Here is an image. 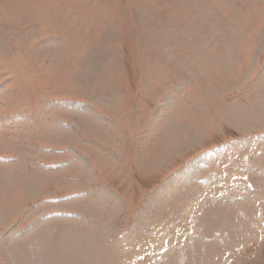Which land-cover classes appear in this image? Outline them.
<instances>
[{
	"label": "rangeland",
	"instance_id": "rangeland-1",
	"mask_svg": "<svg viewBox=\"0 0 264 264\" xmlns=\"http://www.w3.org/2000/svg\"><path fill=\"white\" fill-rule=\"evenodd\" d=\"M248 136L264 0H0V264H264L191 196Z\"/></svg>",
	"mask_w": 264,
	"mask_h": 264
},
{
	"label": "crops",
	"instance_id": "crops-1",
	"mask_svg": "<svg viewBox=\"0 0 264 264\" xmlns=\"http://www.w3.org/2000/svg\"><path fill=\"white\" fill-rule=\"evenodd\" d=\"M236 142L238 139L222 145L216 151L213 157L214 160L220 159L218 164L208 176L203 175L198 188L191 192V196L193 193L197 198L199 193L195 191L199 189L200 196H203L196 202L202 208L205 207L207 212H210L207 208L213 205L218 221L222 217L229 218L224 211L227 209L229 213L237 214V222L252 223L249 226V241L242 242L237 254L243 253L246 246H250L253 254L258 256L264 249V141L257 142L255 136L243 138L241 146L243 148L247 145L246 151L236 150ZM221 210L225 215H218V212L222 213ZM200 215H203V211ZM206 239L211 240L213 237Z\"/></svg>",
	"mask_w": 264,
	"mask_h": 264
}]
</instances>
